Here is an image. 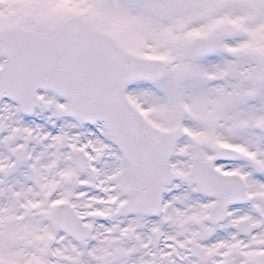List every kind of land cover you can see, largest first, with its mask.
Wrapping results in <instances>:
<instances>
[{
  "label": "snow or ice",
  "instance_id": "snow-or-ice-1",
  "mask_svg": "<svg viewBox=\"0 0 264 264\" xmlns=\"http://www.w3.org/2000/svg\"><path fill=\"white\" fill-rule=\"evenodd\" d=\"M0 264H264V0H0Z\"/></svg>",
  "mask_w": 264,
  "mask_h": 264
}]
</instances>
